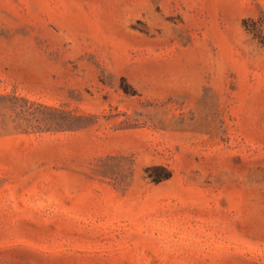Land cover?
I'll return each instance as SVG.
<instances>
[{"label":"rangeland","instance_id":"374dc122","mask_svg":"<svg viewBox=\"0 0 264 264\" xmlns=\"http://www.w3.org/2000/svg\"><path fill=\"white\" fill-rule=\"evenodd\" d=\"M0 264H264V0H0Z\"/></svg>","mask_w":264,"mask_h":264}]
</instances>
